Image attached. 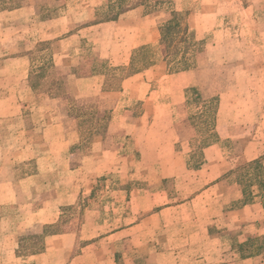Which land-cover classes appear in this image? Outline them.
I'll list each match as a JSON object with an SVG mask.
<instances>
[{
	"label": "crops",
	"instance_id": "0c3cea01",
	"mask_svg": "<svg viewBox=\"0 0 264 264\" xmlns=\"http://www.w3.org/2000/svg\"><path fill=\"white\" fill-rule=\"evenodd\" d=\"M31 1L33 0L14 9L0 10V82L4 84L0 94L10 95L11 92L16 98L11 102L6 99L1 107L7 111H14L13 117L17 118L21 128L27 126L28 129L35 130V125H38V122L34 124V120L31 119L34 115L31 113L35 110L34 103H24L22 95L29 100L44 97L47 103L52 102L49 108H46L45 114L46 122H49V117H53L56 112L52 108L58 105L55 101H63L71 95L75 100L82 102L83 110L86 108L96 110L102 98L112 94L122 95L123 84L127 80L154 66L153 60L151 64H143L141 70L136 71L134 65L144 55L142 47L153 43L160 47L159 28L166 21L156 23L155 33H153L154 42L146 40L133 46L126 66L112 64L118 59L119 49L116 41H111L105 54H102L104 50L100 48L98 55L95 54L90 59L81 57L77 63L68 66L66 76L61 77L62 96L53 97L49 90H42L40 86L34 88L29 79L33 72L29 57L31 51L39 43L55 41L54 39L58 37H50L47 33H51L55 23L69 17L70 12L68 14L67 11L63 16H59L58 11L65 10L67 6L63 4L58 8H52L50 5L55 0H39L33 7L30 4ZM47 13L53 14L45 17ZM133 14L137 18L133 22L144 24L145 21L154 20L157 13L145 12V6L138 5L120 12L113 19L101 21L93 18L88 26L67 30V34L57 39L54 44L66 45L67 49L63 50L62 54L65 51V55L69 58L70 49L76 48V43L79 46L77 39L75 46L72 42L74 38H78V33L98 27L109 29L121 19H131L133 16L130 15ZM30 27H35L37 33L28 32L30 29L32 31ZM42 28H46L43 34L45 37L41 36ZM145 37L147 38V35ZM55 56V50H53V60H51L53 67L57 71L66 69L63 67L67 64L61 63L63 65L61 67L55 62ZM162 60L165 63L164 57ZM13 65H16L15 71L10 69H13ZM123 69L127 73L116 78L113 73ZM192 72L191 70L172 76H187L193 74ZM190 88L192 89L191 86ZM87 100H93L92 104L84 105L87 104ZM136 104L137 102L134 103ZM60 105L62 107V104ZM85 106L88 107L85 108ZM140 106L142 110H145H141L135 117L128 116L130 109L126 106L125 111L122 110L126 113L125 117L118 120L121 124H114L117 120H111L107 135L93 131L88 137L83 136L82 127L85 130L88 124L89 126H96V124L94 122L90 125L91 121L85 120L86 115H82L71 119L73 132L65 133L62 123L61 125L52 124L54 122L45 123L47 134H43L39 139L30 138L29 147L18 148L20 153H27L25 159L32 162L35 160L33 162L35 165L52 159H60L63 163L62 175L67 176V179L65 178L64 185L58 188L55 203H50L56 207V215L52 214L54 210L52 212L46 208L36 211L45 216L43 225L51 226L57 223L61 219L64 208L75 205L81 198H86L88 207L84 209L80 227L84 228L92 223L95 231H99L86 238H81L80 233L72 231L47 234L43 237L41 251L27 257L30 259V263L27 262V264H49L48 262L50 264H183V262L187 264H264L263 203L256 197L251 201L243 199L240 186L230 181V169L220 174L215 180L204 178L206 176L202 172L207 168L209 159L207 154L216 148L214 143L201 149V160L196 167H190L187 160L182 162V159L190 158L192 150L189 144L192 139H184L178 134L176 128L181 122L167 117L166 111L167 107L170 111V105L167 106L165 102H162L157 105L141 104ZM65 109L67 107L63 104L61 108L63 117L66 116ZM147 111L151 112L147 113ZM66 118L69 119L67 116ZM185 120L188 119L185 118ZM186 122L193 129L191 120ZM42 123L40 126H43ZM111 126L123 127L125 135H110L111 132L108 131ZM52 129L61 130L63 133L51 134L49 132ZM108 137L111 139V144L104 148L103 145L108 143ZM184 144L187 152L182 151L185 149ZM113 151L115 159L122 157L121 161L125 162L126 166L115 170L120 176H115L114 182L110 181L102 185L101 179L98 180L102 175L101 167L94 165L89 168L87 162L91 159L108 157ZM169 157L173 158V167L176 171L166 165V159ZM75 158L79 159L78 164L74 163ZM147 161H151V165H144ZM39 167L35 166V171L24 179L18 177L15 181L11 179V182L14 181L16 185L22 183L29 185L28 193L34 195L33 192L36 191L37 186L33 184L42 176ZM178 169L179 172H177ZM108 172L112 173V170ZM123 174L124 177H121ZM76 175L79 178L77 182H74ZM88 176L92 179L89 182ZM183 176H188L190 181H183ZM86 183L89 184V189ZM182 189H187L189 196L183 198L179 192ZM103 192L106 193L105 196H97ZM232 193L235 195L233 198H231ZM18 204L22 205L14 201L1 203L0 207L14 210ZM31 205L32 203L25 202L24 206ZM50 215L51 217L46 218ZM7 219L6 216V221ZM0 221L3 222V219L0 218ZM103 229L107 230L102 231ZM21 238H23L22 233H18L17 247ZM58 256L61 261L54 263V257Z\"/></svg>",
	"mask_w": 264,
	"mask_h": 264
},
{
	"label": "rangeland",
	"instance_id": "374dc122",
	"mask_svg": "<svg viewBox=\"0 0 264 264\" xmlns=\"http://www.w3.org/2000/svg\"><path fill=\"white\" fill-rule=\"evenodd\" d=\"M22 1L0 0V10L5 11L3 8L6 7H17ZM38 1H31V6L33 7ZM27 2L29 0H26L24 5ZM63 4L67 6L66 9L58 11L57 14L63 16L68 11L70 16L55 23L51 33H47L50 37H58L57 39L63 38L70 28L80 29L88 26L93 18L101 21L109 20L138 4L145 6V12L157 14L154 20L145 21L144 24L133 22L137 20L133 14L130 15L133 16L131 19H121L109 29L105 27L86 29L78 33V38L73 39V46L76 39L79 46L76 43V48L70 49L69 58L65 55V51L62 54V51L67 49L66 45L54 44L57 39L39 43L29 56L32 63L31 70L38 72L41 68L45 84L40 88L49 90L50 93L55 88L54 84L59 86L61 77L66 76L69 65L77 63L81 57L90 59L99 53L100 48L104 50L102 54H105V50L109 49V42L116 41L119 49L118 59L112 60V64L125 65L128 64L131 49L135 44L146 40L154 42L153 33H155L154 27L157 22L158 24L167 22L173 14V22L177 23L178 27L167 33L163 43L160 40V47L155 46V43L142 47L144 55L134 65L136 71L141 70L143 64H151V60L154 66L127 80L123 84L122 95L112 94L102 98L96 110L86 108L88 106H85L86 110H83L82 102L70 95L63 101H55L58 105H51L56 112L53 117H49L50 123L54 122L52 123L54 125L62 123L63 130L69 134L73 132L71 119L86 115L85 120L91 121L90 125L95 122L96 126L88 124L85 130L82 127L83 136L88 137L93 131L107 135L111 120H117L114 124H121L118 120L125 117L126 113L122 110L126 106L130 109L128 116L135 117L142 110L141 104L151 106L165 102L167 106H171L170 111L167 107V117L181 122L176 128L178 134L184 139H192L189 144L192 150L190 158L182 159V162L187 160L190 167H196L201 160V149L214 143L216 148L207 154L209 159L206 172H202L206 176L204 178L215 180L220 174L230 169L231 182L239 183L240 185H237L240 188L241 183L248 185L247 191L264 196V188L263 191L257 188L259 179L253 178L254 174H261L264 178V0H55L50 6L58 8ZM51 14L53 13H47L45 17ZM30 28L32 31L30 29L28 32L37 33L35 27ZM45 30L46 28H42V37H45L43 35ZM53 50L56 55L55 62L61 67H63L61 63L67 64L63 67L66 69L57 71L53 67L51 63ZM10 69L15 71L16 65ZM191 70L193 74L187 76H172ZM112 71H114L113 68ZM125 73L127 71L123 69L113 74L116 78H120ZM3 85L0 82V90H3ZM190 86L193 92L191 88L189 89ZM6 99L11 102L16 98L11 92L10 95L0 94V204L15 201L22 205L18 204L14 210L0 207V218L3 219V222L0 221V264H27V262L30 263L27 257L41 251L43 237L47 234L72 231L80 233L81 238H86L99 231H95L92 223L84 228L80 227L84 209L88 207L86 198H81L75 205L64 208L61 219L57 223L51 226L43 225L45 216L36 211L46 208L54 210L52 214L56 215V207L50 203H55L57 190L64 185L65 178L67 179V176L62 175L63 163L60 159H52L35 165L33 163L35 160L32 162L25 159L27 153H20L18 148L29 147L30 138L39 139L43 134H47L44 124L49 122H46L45 114L46 108H49L52 102L47 103L44 97L29 100L22 95L23 102L34 103L36 110L32 111L31 114L34 115L31 119L34 120V124L38 122V125H35V130H30L27 126L22 128L19 126L17 118L13 117L14 111H7L1 107ZM92 102L93 100H87V104L84 105L92 104ZM136 102L137 104L134 105ZM63 104L67 107L64 114L66 113L69 119L66 116L63 117V113L61 115ZM185 118L191 120L193 129ZM40 119L42 121L39 122ZM41 123L43 126H40ZM112 126L108 131L111 132L110 135H125L123 127L121 129L119 126ZM49 133L58 135L63 131L52 129ZM110 140L108 137V143L103 145L104 148L111 144ZM183 148L185 149L182 151L187 152L185 144ZM114 156L113 151L108 157L91 159L87 162L89 168L94 165L101 167L102 175L98 180L101 179L102 185L110 181L114 182L115 176H120L115 170L126 166V163L121 161L122 157L115 159ZM75 159L74 163L78 164L79 159ZM254 160L260 162L261 169L241 171V166ZM166 161L168 168L176 171L173 167V158L169 157ZM150 162L147 161L144 165H151ZM35 166H40L39 172L42 176L33 184L37 186L36 191L33 192L34 195H29V189H27L29 185L25 183L16 185L14 181L18 177L24 179L35 171ZM109 170H112V173L108 172ZM179 171L178 169L177 172ZM121 177H124V174ZM74 178V182H77L79 176L76 175ZM11 179L14 181L11 182ZM87 180L89 182L92 179L88 176ZM182 180L187 182L190 178L183 176ZM88 185L86 183L87 189L90 187ZM179 192L183 198L189 196L187 189L179 190ZM105 194L103 192L97 196H105ZM231 195V198L235 197L233 193ZM25 202L32 205L24 206ZM6 216L7 221L11 220L10 222L6 221ZM49 217L51 215L46 216V218ZM105 230L107 229L102 231ZM18 233H22L23 238L17 247ZM54 258V263L61 261L59 256ZM183 264L187 263L183 262Z\"/></svg>",
	"mask_w": 264,
	"mask_h": 264
},
{
	"label": "trees",
	"instance_id": "16d2710c",
	"mask_svg": "<svg viewBox=\"0 0 264 264\" xmlns=\"http://www.w3.org/2000/svg\"><path fill=\"white\" fill-rule=\"evenodd\" d=\"M25 3H26V0H23L21 2V4L18 5L17 7H20V6H22V4L24 5ZM138 5H143V4H138ZM138 5H135V6H138ZM17 7H6V8H3V9H14V8H17ZM115 17H117V15ZM175 27H178V24L173 22V14H172V18L169 21H167L166 23H164L163 25H161V27L159 28V33H160V36H161L162 43L164 42V38L167 35V33L170 32ZM43 76L44 75H43V73H41V68L38 69V72H31V75H30V78H29L30 79V82H31V85L34 88L39 87V86L41 87L43 84H45L44 83V80L45 79H44ZM58 81H60V80H58ZM58 85L59 86H57V85L54 84V87L55 88H53V90L51 91V94L54 97H60V96L63 95V86H62L61 81H60V83ZM192 92H193V89H192ZM206 107H208V106H206ZM206 109H208V108H206ZM259 163L260 162H258L257 160L251 161L250 163L246 164L245 166H241V171L242 170L248 171V170L254 169V168H256L254 171H257L258 168L259 169L262 168V166H260ZM254 175L255 176L253 178L255 180L256 179H259L258 180L257 188L260 191H263V188H264V178H263V176L261 174H254ZM237 184H239V183H237ZM241 189H242L243 199H245V201H251V200H253L256 197L264 205V196H262L260 193L257 194V195H254L252 192L247 191L248 190V185H244L242 183H241Z\"/></svg>",
	"mask_w": 264,
	"mask_h": 264
}]
</instances>
